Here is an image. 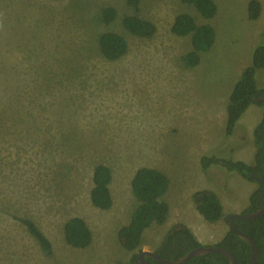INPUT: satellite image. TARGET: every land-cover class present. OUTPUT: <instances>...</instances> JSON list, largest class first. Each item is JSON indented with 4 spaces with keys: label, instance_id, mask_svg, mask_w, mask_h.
I'll return each mask as SVG.
<instances>
[{
    "label": "rangeland",
    "instance_id": "374dc122",
    "mask_svg": "<svg viewBox=\"0 0 264 264\" xmlns=\"http://www.w3.org/2000/svg\"><path fill=\"white\" fill-rule=\"evenodd\" d=\"M213 1L217 13L205 19L182 0H140L138 14L156 27L146 39L121 27L122 17L132 14L126 0H0V264L127 263L131 253L117 232L138 205L131 180L142 167L168 177L169 215L165 224L145 231L141 251H153L171 225L186 220L202 245L222 239L227 223L203 220L191 197L208 187L225 204V216L248 205L244 201L233 212L230 204L246 200L248 189L232 177L234 188L227 187L217 169L204 176L199 159L209 152L233 159L254 152L258 106H252L249 125L246 118L237 123L239 141L219 146L228 95L264 34V0H257L261 13L255 21L247 16L250 0ZM106 6L118 14L109 26L100 20ZM182 13L215 31L213 46L194 68L183 63L192 49L190 36L171 31ZM106 30L128 44L116 61L98 52L99 34ZM256 77L263 86L264 69ZM98 164L112 172L108 210L90 201ZM16 217L38 225L52 244V258ZM73 217L92 232L87 248L64 241V224Z\"/></svg>",
    "mask_w": 264,
    "mask_h": 264
},
{
    "label": "trees",
    "instance_id": "16d2710c",
    "mask_svg": "<svg viewBox=\"0 0 264 264\" xmlns=\"http://www.w3.org/2000/svg\"><path fill=\"white\" fill-rule=\"evenodd\" d=\"M192 5L205 19L213 18L217 13V6L213 0H182ZM140 0H126L132 14L124 15L121 19L123 30L139 38H151L156 33L155 25L142 18L139 14ZM261 13V4L257 0H250L247 5V16L250 20H257ZM117 10L113 6H106L100 12V20L104 26L111 25L117 19ZM171 31L178 37L190 36L191 51L185 54L183 63L188 68H194L200 63V55L211 49L215 42L214 28L209 24L199 25L195 19L182 13L175 17ZM264 34L252 50L251 58L240 72L234 83L225 105V129L219 149L225 147L233 138L239 141L236 125L251 106L262 108L260 121L252 130L254 146L253 163L217 155L209 152L199 159L200 168L204 176L212 169L223 173L224 179L231 174H237L244 180L253 182L256 187L248 197V206L241 213H251L264 207V85L257 84V73L264 69ZM98 52L107 61H116L128 52V44L121 34L106 30L99 34ZM111 169L98 164L92 173L93 187L90 191L92 205L101 210H108L112 205L110 184ZM169 189V179L165 173L156 168L142 167L136 170L131 180V191L138 202L133 210L129 222L117 232L120 245L131 253L129 261L124 264H139L137 257L141 252L143 235L152 225H163L169 215V204L164 196ZM192 201L197 213L208 223L225 221L227 216L218 196L211 190L201 189L192 194ZM27 234L37 243L40 251L47 258H52L53 248L49 238L29 218L16 217ZM236 228L250 236L258 248L257 264H264V213L253 220L234 219ZM64 241L73 248L84 249L91 245L93 235L80 217H73L66 221L63 227ZM192 230L183 223H175L169 227L159 245L154 249L155 254L167 260L178 259L189 251L201 246ZM229 250L235 258L236 264H251L249 246L229 229L222 239L215 245ZM136 251V252H135ZM151 264H160L147 258ZM184 264H230L225 256L210 253L193 257Z\"/></svg>",
    "mask_w": 264,
    "mask_h": 264
},
{
    "label": "water",
    "instance_id": "95a60500",
    "mask_svg": "<svg viewBox=\"0 0 264 264\" xmlns=\"http://www.w3.org/2000/svg\"><path fill=\"white\" fill-rule=\"evenodd\" d=\"M263 213H264V207L251 213H232L227 216L229 231L237 235L241 240L246 242V244L249 246L251 252V264H257L258 248L250 236L242 233L240 230L236 228L234 219L238 218L240 220H253L259 217L260 215H262ZM210 253H216L225 256L230 264H236L234 255L229 250L215 245H211V246L201 245L189 251L187 254L174 260L162 259L155 254L154 250L141 251L137 257V260L139 264H151L150 262L147 261V258L152 259L160 264H184L193 257L202 256Z\"/></svg>",
    "mask_w": 264,
    "mask_h": 264
},
{
    "label": "crops",
    "instance_id": "0c3cea01",
    "mask_svg": "<svg viewBox=\"0 0 264 264\" xmlns=\"http://www.w3.org/2000/svg\"><path fill=\"white\" fill-rule=\"evenodd\" d=\"M252 106L254 107L255 105H251L245 112H244V114L241 116V118H246V120H247V122H246V124H250L251 123V120L253 119L252 117H251V115H250V112L253 110L252 109ZM259 108V107H258ZM240 118V119H241ZM239 119V120H240ZM238 123H239V121H238ZM236 127H237V125H236ZM250 156H246V155H244V153L242 154V155H240L241 157H240V159H237V160H241V161H244L245 163H247V164H251V163H248L249 161H247V160H250V159H252L253 160V157L252 156H254V152H252V154H249ZM253 162V161H252ZM199 167H200V163H199ZM231 177H232V179L233 180H236L237 181V184H239L242 188H246V189H248V196H247V199L245 200H242V201H240V202H237L236 203V201L235 202H233V203H231L230 205V209L233 211V212H238L239 210H241L242 208H243V203H244V201L246 202L247 200H248V197H249V195L254 191V189H255V187H256V185L253 183V182H249V181H246V180H244L242 177H240L239 175H237V174H231L226 180H227V182H226V186L227 187H230L231 189H233L234 188V183H232V181H231ZM241 179V180H240ZM244 183H247V184H245V185H247V186H245L244 185ZM238 185V186H239ZM203 189H208V190H211V189H209L208 187H204ZM212 191V190H211ZM222 204V203H221ZM222 206H223V204H222ZM224 206H225V204H224ZM224 206H223V209H224ZM248 206V205H247ZM183 224H185L187 227H189L192 231H193V233H194V235L196 236V238H197V235H196V233H195V229L193 228V225L188 221V220H186V221H183ZM197 240H198V238H197ZM199 241V240H198Z\"/></svg>",
    "mask_w": 264,
    "mask_h": 264
}]
</instances>
